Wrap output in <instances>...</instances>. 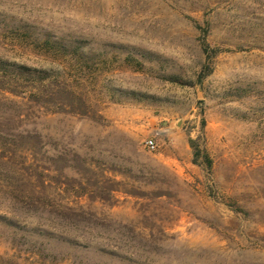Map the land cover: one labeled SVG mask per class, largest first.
<instances>
[{
    "label": "rangeland",
    "instance_id": "rangeland-1",
    "mask_svg": "<svg viewBox=\"0 0 264 264\" xmlns=\"http://www.w3.org/2000/svg\"><path fill=\"white\" fill-rule=\"evenodd\" d=\"M0 59L83 79L99 117L0 89V264H264V0H0Z\"/></svg>",
    "mask_w": 264,
    "mask_h": 264
},
{
    "label": "trees",
    "instance_id": "trees-1",
    "mask_svg": "<svg viewBox=\"0 0 264 264\" xmlns=\"http://www.w3.org/2000/svg\"><path fill=\"white\" fill-rule=\"evenodd\" d=\"M199 29L202 33L201 44L206 58V63L197 79L198 85H202L213 71L210 63L221 52L218 49H212L207 42L208 28L199 27ZM39 49L50 55L62 56L64 60H67L68 65L75 66L84 75L88 73L86 75L88 79L93 76L94 72L90 68L94 64V55L86 52L85 42L76 40L69 43L65 40L53 41L49 38L45 40V45ZM87 67H89L90 71L86 70ZM0 73L3 79H8L7 85H9V88H6V82L3 80L0 83V89H5L18 96L21 95L18 87L22 85L21 87L27 90L28 98L31 102L51 113L99 119L90 97L84 93L83 86L80 84V80L84 81L81 78H70V80L61 71L30 67L3 59H0ZM21 82L22 84H20ZM131 93L134 94V92ZM189 145L193 151V162L197 164L198 160L203 158L206 168L210 170L212 161L207 154L202 152L198 140L189 138Z\"/></svg>",
    "mask_w": 264,
    "mask_h": 264
},
{
    "label": "built area",
    "instance_id": "built-area-1",
    "mask_svg": "<svg viewBox=\"0 0 264 264\" xmlns=\"http://www.w3.org/2000/svg\"><path fill=\"white\" fill-rule=\"evenodd\" d=\"M145 146L147 147V149L150 151V152H154L157 150V143L155 142V140L153 139H148L146 142H145Z\"/></svg>",
    "mask_w": 264,
    "mask_h": 264
},
{
    "label": "water",
    "instance_id": "water-1",
    "mask_svg": "<svg viewBox=\"0 0 264 264\" xmlns=\"http://www.w3.org/2000/svg\"><path fill=\"white\" fill-rule=\"evenodd\" d=\"M180 125V122L178 123V126Z\"/></svg>",
    "mask_w": 264,
    "mask_h": 264
}]
</instances>
